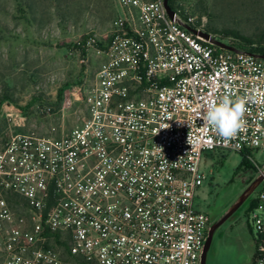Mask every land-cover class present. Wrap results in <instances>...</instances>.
<instances>
[{
    "label": "built area",
    "instance_id": "1",
    "mask_svg": "<svg viewBox=\"0 0 264 264\" xmlns=\"http://www.w3.org/2000/svg\"><path fill=\"white\" fill-rule=\"evenodd\" d=\"M117 3L102 43L74 42L84 74L98 58L74 88L83 123L0 149V264H200L206 154L264 152V59L170 5L171 18L164 0ZM225 94L247 98L246 125L228 140L200 117ZM256 198L253 264H264V183Z\"/></svg>",
    "mask_w": 264,
    "mask_h": 264
},
{
    "label": "rangeland",
    "instance_id": "2",
    "mask_svg": "<svg viewBox=\"0 0 264 264\" xmlns=\"http://www.w3.org/2000/svg\"><path fill=\"white\" fill-rule=\"evenodd\" d=\"M171 5L194 25L231 37L238 46L251 49L230 32L264 37V0H172ZM118 13L117 0H0V149L17 134L59 137L83 123L86 103L75 98L74 88L93 76L98 58L84 74L74 42L93 35L102 43ZM245 159L248 164L242 165L240 153L206 154L208 179L198 206L211 219L264 167V152ZM255 195L219 229L208 264H253Z\"/></svg>",
    "mask_w": 264,
    "mask_h": 264
},
{
    "label": "clouds",
    "instance_id": "3",
    "mask_svg": "<svg viewBox=\"0 0 264 264\" xmlns=\"http://www.w3.org/2000/svg\"><path fill=\"white\" fill-rule=\"evenodd\" d=\"M247 98L223 95L218 102H212L201 114L204 126L211 127L224 140L234 138L246 125L244 118Z\"/></svg>",
    "mask_w": 264,
    "mask_h": 264
},
{
    "label": "water",
    "instance_id": "4",
    "mask_svg": "<svg viewBox=\"0 0 264 264\" xmlns=\"http://www.w3.org/2000/svg\"><path fill=\"white\" fill-rule=\"evenodd\" d=\"M164 6L169 16L171 18H174L175 13L170 6V0H164ZM187 28L188 30L194 33H198L204 36L205 38H210V35L207 33L198 32L196 29H193L191 27H187ZM219 44L229 50L237 51V49L234 47L225 45L223 43H219ZM255 56L264 59V55H255ZM263 183H264V167L256 174V176L247 184V186L243 189V191L231 202V204L226 209H224L221 213H219L217 217L211 219L210 228L205 240L204 250L201 256L200 264H208V257L212 246V242L219 229L241 208V206L249 198H251L254 194H257V192L261 189ZM209 215L211 218L212 214L209 213Z\"/></svg>",
    "mask_w": 264,
    "mask_h": 264
},
{
    "label": "trees",
    "instance_id": "5",
    "mask_svg": "<svg viewBox=\"0 0 264 264\" xmlns=\"http://www.w3.org/2000/svg\"><path fill=\"white\" fill-rule=\"evenodd\" d=\"M171 1L172 0H170V5H171ZM230 34L240 38L244 44L251 47V49H247V48L238 46L239 48H243L251 54L264 55V39H263L264 37L263 36L258 37V39H253L251 37L239 35L236 32H230ZM241 155H242V165H247L248 162L245 159L246 155H244V154H241ZM255 198H256V196H255ZM256 200H257V198H256ZM253 208H254V204H251L250 209H253Z\"/></svg>",
    "mask_w": 264,
    "mask_h": 264
}]
</instances>
